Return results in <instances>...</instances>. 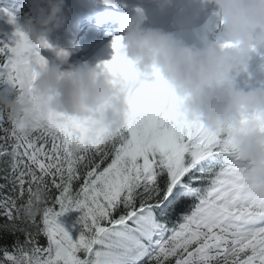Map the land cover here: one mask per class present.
<instances>
[{"label": "snow or ice", "instance_id": "obj_1", "mask_svg": "<svg viewBox=\"0 0 264 264\" xmlns=\"http://www.w3.org/2000/svg\"><path fill=\"white\" fill-rule=\"evenodd\" d=\"M122 41L115 36L114 55L97 65L125 85L128 111L118 137L35 96L40 128L22 137L0 109V158L11 173L3 179L18 190L0 197V231L25 234L14 251L0 248V264H264V201L244 198L245 165L232 142L184 118L160 74L147 83L121 55ZM48 49L62 61L69 55L46 39L33 44L17 26L13 41L0 42V85L31 94ZM40 185L48 191L44 210L21 230L16 217ZM193 196L190 213L170 229L176 205ZM71 211L81 212L75 239L59 219Z\"/></svg>", "mask_w": 264, "mask_h": 264}, {"label": "clouds", "instance_id": "obj_2", "mask_svg": "<svg viewBox=\"0 0 264 264\" xmlns=\"http://www.w3.org/2000/svg\"><path fill=\"white\" fill-rule=\"evenodd\" d=\"M34 3L37 15L21 29L35 37L33 44H39L66 24V3ZM202 3L210 6L218 19L217 39L204 37L203 47L187 44L172 32L146 27L147 17L138 9L125 17L121 55L147 83H154L159 73L179 99L184 118L232 142L236 158L245 165L239 181L244 198L264 201V88L246 90L239 84L253 58L264 59V0ZM259 68L264 72V63ZM37 71L31 94L19 95L11 86L0 87V109L15 125L17 135L28 137L40 128V108L31 98L35 96L46 100L51 111L93 121L94 128L107 138L118 137L128 111L123 81L114 83L113 75L97 66L63 70L55 61ZM47 200L45 187H34L16 217L21 230L32 226Z\"/></svg>", "mask_w": 264, "mask_h": 264}, {"label": "bare ground", "instance_id": "obj_3", "mask_svg": "<svg viewBox=\"0 0 264 264\" xmlns=\"http://www.w3.org/2000/svg\"><path fill=\"white\" fill-rule=\"evenodd\" d=\"M9 1H14V0H9ZM125 1L126 0H122V2H125ZM71 2H72L71 0H65V3H70V5L72 4ZM75 3H77L79 8L81 4L82 7L92 9V10H94V7L97 6V0H75ZM130 3L133 4L137 2L131 1ZM33 7L34 6H32L31 9H28L27 7V9L24 12L25 15H30L25 19L26 23L30 17L35 18V16L31 14ZM144 7H145L144 8L145 11L147 12L151 11V8H152L151 6H144ZM72 9H75V8H72ZM80 12L81 10L79 9L78 13ZM66 16H67V23H68L67 29L63 30L62 28H60L59 30L54 31L49 37H47L48 42L52 44L54 48L56 49L63 48V49H66L67 51H76L81 48V44L85 43V41L97 42L98 38H97V34L95 33V31H97V26L95 25L105 26L106 23H108L105 19L103 20L96 19L93 22H88L83 27L84 34L81 35L78 33L77 18H76V15L73 13V11H70L68 14H66ZM113 22L114 21L109 22L108 24H111ZM217 24H218V19L214 11H212L209 14L204 15V24L202 26L199 25L198 27L192 29L191 30L192 32L175 31L172 33H174L177 38H180L181 36H185L187 39H191L192 41H196L200 45H203L204 37H207L209 40H215L218 38L219 32H218V29L216 28ZM37 30L39 31V26H37ZM163 30L169 32L171 29L168 28L167 26ZM106 36H112V35L110 33H107ZM194 36L199 41L196 40ZM29 38L32 43H35V37H32L31 35H29ZM87 48H91V46L88 45ZM87 48L86 46H84V50H82L78 55L87 52ZM112 50L108 48L107 52L106 50L102 51L101 55L104 57L105 55H108L109 53L111 54L113 53ZM43 51L45 52V54L43 53ZM43 51L41 50L44 56L48 55L52 57L55 60V62H60L59 58L56 55V52H52L51 49L43 50ZM48 61L51 62L50 60ZM263 61L264 59H262L261 57L259 56L255 57L253 64H251L248 69V74L250 73L251 75H255L257 73L256 67ZM262 76H264V74Z\"/></svg>", "mask_w": 264, "mask_h": 264}, {"label": "trees", "instance_id": "obj_4", "mask_svg": "<svg viewBox=\"0 0 264 264\" xmlns=\"http://www.w3.org/2000/svg\"><path fill=\"white\" fill-rule=\"evenodd\" d=\"M0 87H5L3 85H0ZM3 133L0 132V136H2ZM9 164L5 163L2 158H0V185H6V187L0 188V197H8V196H15L18 194L17 192L13 191L12 184L9 180L3 179L5 175L11 176L10 170L5 171L6 169H9ZM53 192H55V189H53ZM26 199V197H25ZM195 197H188L181 202H179L174 210V213L170 219V222L168 223V227L171 229L173 227H178L180 223L183 222V216L186 214H189L192 210V204L195 202ZM21 201H18L20 203ZM5 219L0 216V223H4ZM35 231V230H33ZM170 234V233H169ZM73 238H77L78 231L73 230ZM19 240L23 242L25 240V234L22 232H15V233H4L3 231H0V248H8L10 251H14V246L16 241ZM38 242L42 246H46L47 240L43 235H40L38 237ZM174 264V260H173Z\"/></svg>", "mask_w": 264, "mask_h": 264}, {"label": "rangeland", "instance_id": "obj_5", "mask_svg": "<svg viewBox=\"0 0 264 264\" xmlns=\"http://www.w3.org/2000/svg\"><path fill=\"white\" fill-rule=\"evenodd\" d=\"M12 17H14V16H12ZM25 23H26L25 19L23 17L21 18L20 16H17V18L15 19V24L10 23L9 17H6L5 22H4V29H1L0 33L2 31H4V36H8V38L14 39V34L16 32L17 26H19L21 28V26H23ZM177 39L183 40L185 43L190 44V45H195L197 47L203 46V45H200L196 41H192L191 39H187L185 36H181L180 38H177ZM195 43H197V44H195ZM107 46H108V44L103 45L101 47V49L96 53V57H94L95 60L93 59L94 61H93V64L91 65V67H94L95 64L100 61V58H99L100 55H98V53H100ZM88 61H90V60H88ZM248 79H253L254 84L258 83V85H261L260 80L255 78L254 76H251L250 78H246L245 81H247ZM243 82H244V80L240 77V79H239L240 86L242 88H246V90H248L249 88L245 87L244 85L242 86ZM249 83H251V82H247V84H249ZM80 215H81V212H79V211H71V212L65 214L64 216L60 217L59 219H60V222L63 224L64 227L74 228Z\"/></svg>", "mask_w": 264, "mask_h": 264}]
</instances>
